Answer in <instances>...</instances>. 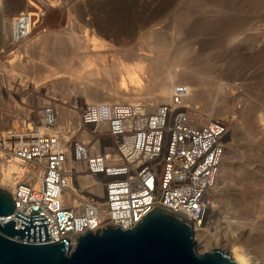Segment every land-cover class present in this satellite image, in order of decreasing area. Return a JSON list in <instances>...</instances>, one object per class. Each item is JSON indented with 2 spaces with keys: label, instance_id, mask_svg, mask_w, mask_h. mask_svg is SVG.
I'll return each instance as SVG.
<instances>
[{
  "label": "built area",
  "instance_id": "2783aa9c",
  "mask_svg": "<svg viewBox=\"0 0 264 264\" xmlns=\"http://www.w3.org/2000/svg\"><path fill=\"white\" fill-rule=\"evenodd\" d=\"M186 93V86L177 85L153 111L140 102H84L76 123L60 121L56 108L46 105L37 112L40 120L24 128L7 123L0 153L18 167L4 189L14 210L0 217V225L14 220L19 230L18 210H34L48 221L50 239H11L40 244L65 238L71 249L86 231L106 225L128 230L155 208L186 218L193 231L210 222L227 124L199 122L184 104ZM41 125L49 133L39 132ZM85 177L98 183L101 197L81 187Z\"/></svg>",
  "mask_w": 264,
  "mask_h": 264
},
{
  "label": "rangeland",
  "instance_id": "374dc122",
  "mask_svg": "<svg viewBox=\"0 0 264 264\" xmlns=\"http://www.w3.org/2000/svg\"><path fill=\"white\" fill-rule=\"evenodd\" d=\"M25 1L4 0L6 17L14 18L15 14L26 10L32 13L40 12V19L37 21L35 16L31 15L34 25L27 37L16 40L9 32L6 42H0L1 72L5 71L6 60L12 52H20V47L27 39H35L43 33L59 32L66 36L70 33L71 36L88 39L87 48L90 50H93L92 45L95 42L103 63L108 66L112 65L117 54L128 49L151 57L162 53L184 52L183 54L191 55L190 59L193 56V63L197 62L193 67L202 69L206 74L211 75L212 72V76L217 80L226 81V78L219 76L228 73L238 76L234 84L237 86L239 99L234 100L225 117H213L214 120H222L227 124V138L221 164L225 165V169L223 175L219 174L218 180L222 191L219 192L222 196L220 200L224 203H216V206L219 205L216 213L222 211L221 218L218 217L219 222L210 232L215 234V239L220 242V245L214 248L228 253L230 249L224 240H228L233 232L237 234L240 230L247 231L248 226L243 224L254 220L257 225L248 237L258 239L259 243L256 248L248 247L249 256L257 264H264V211L258 213L260 206L264 204V132L260 127L264 124V45L259 44V37H264V0H60V5L56 8L47 6L45 0H32L35 6H26ZM184 24H187V27ZM240 25L245 34L251 35L253 43L258 47L253 51L248 50L247 55L231 66L229 60L223 59L217 38L223 34V28H237ZM177 31L179 33H176ZM52 39L43 49L40 48L41 45L37 49L46 54L40 62L41 66L38 65L44 79L38 81L37 85L49 86L67 80L65 87L71 90L70 96L61 99L60 89L63 87L58 85L55 89L48 87L47 90L39 86L38 92L29 91L19 95L13 91L14 82L5 78L4 85L10 81L12 89L8 98L2 91L3 85L0 84L3 100V104L0 103V121L2 124L5 122V126L9 123L6 116L8 111L10 115L16 116L15 119L20 123H28L35 120L38 114H33L32 118L28 116L29 111L34 108L37 112L46 105L56 106L57 109L58 105L72 109L85 102V98L78 91L84 84L74 86L72 81L69 82L72 71L60 68L53 58L55 54H71V48L61 47L57 40ZM17 41L20 42L16 43ZM34 47H38V43H35ZM198 47L201 48L200 52ZM20 54H24L22 50ZM38 54H33L35 61ZM126 63L128 62L124 61L123 65H127ZM46 66L53 68L60 76H51ZM20 76H23L25 82L32 78L30 72ZM210 79L205 82L212 86ZM112 83L117 85L115 79ZM210 85H207L208 88ZM209 93L211 94L210 90L206 95H210ZM7 101L11 103L8 106ZM13 103L16 107L12 106ZM197 106L205 115L202 106ZM59 114L60 121L67 117H62L60 111ZM37 119L40 120L39 117ZM0 131L1 135L3 131ZM247 192H250L251 197L247 196ZM214 219L215 214L211 221ZM229 230L233 231L232 234ZM194 240L196 242L195 235ZM196 252L202 254L209 251L196 245Z\"/></svg>",
  "mask_w": 264,
  "mask_h": 264
},
{
  "label": "bare ground",
  "instance_id": "6f19581e",
  "mask_svg": "<svg viewBox=\"0 0 264 264\" xmlns=\"http://www.w3.org/2000/svg\"><path fill=\"white\" fill-rule=\"evenodd\" d=\"M39 1H46L47 6L51 8H56L60 5V0ZM25 5L35 6L32 0H26ZM33 13L26 12L25 10V12L23 11L15 14L14 18H11L9 16L6 17L4 0H0L1 44L6 42L9 32L11 36H13V39L16 40L18 38H25L29 34H31L34 25L31 20V15H34L37 21L40 19L38 16L40 12H36L34 14ZM185 27H187V24ZM178 28H175V30L177 29L180 32ZM178 31L176 33H179ZM222 31L223 34H221L220 37L217 38V45L221 53L223 54V59L229 60L231 66L233 64H237V62L241 60L242 57L247 55L246 53L249 52L248 50L253 51L255 47H258L253 43L254 40H252L251 35L245 34L244 29L242 30V25L237 28L231 29L223 28ZM69 34L68 36H66L62 35L59 32H50L46 34L43 33L40 34V36H36L35 39H27V42H25L22 47H20L24 54H20L21 50L20 52H12L11 56H9V58L6 60V69L4 68L5 71H0V84L3 85V93L7 95L8 98H10V90L12 89L10 81L8 84L4 85L6 78L7 80H11L14 82L13 91L16 94L18 93L19 95H24L25 93H29V91L33 93L38 92L39 86L47 90L48 87L55 89L58 85L63 87L62 89H60L61 99H65V97L70 96L71 90H68L65 87L68 83L67 80H62L58 84L54 83V85L49 86L37 85L38 81L44 79V75L41 72V68H38V65H40V62L46 55L43 54L42 51L40 52L37 49L39 48V45H41L40 48L43 49V47L47 43H50L51 39L53 38L60 43L61 47L66 48L69 46L71 48V50L69 49V51H71V54H55V56L53 55V58L56 59V62L58 63L60 68L72 71V76L70 77L69 82L72 81L74 83V86L78 85L79 83L84 84L83 87L78 88V91H80V95L85 98V103L96 104L104 102H140L146 105L149 110L153 111L159 104L169 101V98L171 97L172 93L174 92V88L177 85H183L186 86L187 89V93L185 94L184 98V104L195 113L196 119L202 122L203 120H214L213 117H225V115L229 112L231 104H233L234 100L239 99L237 86L236 84H234V81L238 77L236 76V74L228 73L226 75L219 76V78H226V81H223L222 79L217 80L214 78V76H212V72L211 75L209 73L206 74L202 71V69L199 70L198 68L193 67L192 65L197 62L193 63V56L190 59V54H183L184 52H179V54L162 53L157 57H151L148 55H142L133 51H129L128 49L121 52V54H117L112 65L108 66L103 63L102 55L97 49V45L95 42L92 45L93 50H90L87 48L88 44L86 40L88 41V39L85 38L84 40V38H78ZM259 38V44L264 45V37ZM35 43H38V47L36 48L34 47ZM199 47L197 48L198 52L201 51V48ZM34 53H39L38 57L36 58L37 61H35L33 57ZM124 61L128 62L126 63L127 65H123ZM98 65L100 66L99 68ZM46 68L51 73V76H55L56 74L58 75V72L54 71L53 68H50L48 66H46ZM228 68L230 69V67ZM28 72L31 73L32 78L28 82H25L23 80V76H20V74L22 75ZM209 78L212 79V86L208 84L209 82H205L206 80L208 81ZM114 79L117 81L116 86H114V84L112 83V80ZM207 85H210L211 87L208 88ZM208 90L211 91V94L209 93L210 95H206ZM141 99L143 101H141ZM0 103L3 104L1 93ZM6 103L7 106L11 104L8 101ZM83 104L84 101L79 103L78 105L80 106ZM198 104L202 106V111L205 113V115L198 109ZM78 105L76 107H72V109L66 108L61 105H58V109L56 108V106L55 108L56 111L59 110L61 112L62 117H71V115H73L72 118L65 117L64 119L74 120V122L77 123L76 109L79 107ZM12 106L16 107L14 103ZM33 114H37L36 108L33 113H31V118ZM6 116L8 117V122H11L13 127L16 128L18 126V123V127L24 128V126H26L24 122L20 123L17 119H15L16 116L10 115L9 111L7 112ZM2 121H4V119ZM2 123L3 122L0 121L1 130L6 127L5 122L4 124ZM260 127L264 132V124H261ZM38 131L49 133L50 129L41 125L39 126ZM1 135H5L4 131L3 133H1ZM17 167L18 165L16 162L7 160V157L3 156L0 153V175L2 176V178H0L1 189H8L5 179L11 173L16 171ZM220 168V173L223 175L225 165H221ZM80 184L82 188H88L89 193L96 198L101 197V190L98 187V183L93 179L85 177L84 179H82ZM218 186L219 181L213 193V201L210 208V217L213 219L215 214V219L213 221L205 223V225L201 224L200 227L194 229L196 245L198 247H202V249L205 251H211L212 248L220 245L219 240L215 239L216 235L210 232L212 228L215 229L217 222H219L218 217H220V214L222 212L220 211L216 213V208L219 209V205L216 206V203L223 202L222 200H220L222 196L221 194H219V192H222L221 187ZM246 194L247 196H250V192H247ZM86 195L87 194L84 193L80 194L79 196L80 198H86ZM216 196L218 197V200H216ZM76 201L79 200L77 199ZM262 211H264V204L260 206L258 213ZM243 225L248 226L247 231L245 232L243 230H240L237 234H234L232 230H229L231 234L233 232V235L228 240H224V243L227 244L230 249L226 254H229V256L236 259V257L241 255V253H244L250 258V264H257L255 260H253L249 256L248 248L250 246H254L256 248L257 244L259 243L258 239L248 237L250 236L251 231L255 228L257 223H255L254 220H249ZM235 229L238 230L239 228ZM244 238L248 239L245 240Z\"/></svg>",
  "mask_w": 264,
  "mask_h": 264
},
{
  "label": "water",
  "instance_id": "95a60500",
  "mask_svg": "<svg viewBox=\"0 0 264 264\" xmlns=\"http://www.w3.org/2000/svg\"><path fill=\"white\" fill-rule=\"evenodd\" d=\"M12 196L0 188V217L14 210ZM19 230L15 221L0 225V264H237V260L219 248L196 252L190 221L171 211L155 208L136 226L124 230L106 225L76 237L73 248L64 238L56 243H23L49 240L48 221L32 210H20Z\"/></svg>",
  "mask_w": 264,
  "mask_h": 264
},
{
  "label": "clouds",
  "instance_id": "9594fccd",
  "mask_svg": "<svg viewBox=\"0 0 264 264\" xmlns=\"http://www.w3.org/2000/svg\"><path fill=\"white\" fill-rule=\"evenodd\" d=\"M236 260L237 264H250V258L244 253L236 257Z\"/></svg>",
  "mask_w": 264,
  "mask_h": 264
}]
</instances>
